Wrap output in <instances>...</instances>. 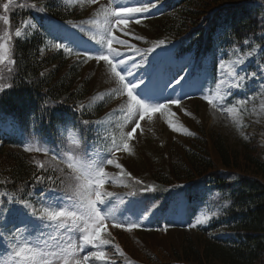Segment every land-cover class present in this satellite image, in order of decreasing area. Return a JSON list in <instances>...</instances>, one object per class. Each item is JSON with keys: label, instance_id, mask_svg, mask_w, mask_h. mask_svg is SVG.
Returning a JSON list of instances; mask_svg holds the SVG:
<instances>
[{"label": "trees", "instance_id": "1", "mask_svg": "<svg viewBox=\"0 0 264 264\" xmlns=\"http://www.w3.org/2000/svg\"><path fill=\"white\" fill-rule=\"evenodd\" d=\"M155 1L161 4L154 16L159 35L167 42L178 41V56L191 55L197 68H211L216 73L218 57L234 49L264 55V11L259 4L264 0ZM19 2L39 5L50 0ZM9 16L11 26L15 24L13 30L26 19L36 24L27 38L13 36L15 71L4 74L13 86L0 92V181H10L0 183V191L15 193L19 199L32 190L34 174H51L38 170L34 163V159L50 158L25 152L24 144L43 142L64 148L65 126H74L87 147L95 134L92 125L82 121L100 120L108 103L88 108L93 101L92 73L84 74L85 68L70 62L63 50L40 51L50 37L46 20L67 23L73 17L81 18L77 8L66 10L62 0H51L47 12L14 8ZM80 104L86 106L83 112L77 107ZM192 133L195 135H189L187 144L167 156L151 148L156 156L151 152L149 158L154 155L163 164L152 171L153 182L141 176L144 186L156 189L148 192L147 199L162 216L155 219L176 228L175 241L168 246L147 244L141 257L119 245L131 259L144 264H264V148L255 138L234 146L216 131L201 128ZM49 187L52 185L36 184V195ZM0 202V206L6 205L7 198L0 197ZM204 210H210L211 219L195 227V233L176 222L183 215L191 225Z\"/></svg>", "mask_w": 264, "mask_h": 264}, {"label": "snow or ice", "instance_id": "2", "mask_svg": "<svg viewBox=\"0 0 264 264\" xmlns=\"http://www.w3.org/2000/svg\"><path fill=\"white\" fill-rule=\"evenodd\" d=\"M50 3L29 5L21 3L19 0H5L0 3V8L3 9V14H0V22L7 26L0 34V92L13 86L6 82L4 73H13L16 65L9 43L13 39L9 12L14 8H30L44 13L48 11ZM77 4L81 9L84 4L99 5L92 17L79 23L68 21L73 28L88 34L90 39L95 41L99 46L96 53L74 52L71 47L63 43H53L52 49H62L65 54H74L77 59L82 57L84 63L94 60L97 63L103 61L106 65V72L115 81L116 86L107 93L94 96L92 103L87 106L88 108L105 103L106 97H126V100L118 109H114L103 119L82 121L85 126L92 125L95 134L93 142L87 148L84 147V139L80 130L74 126H65L67 145L58 151L50 149L40 142L24 144L25 152H40L45 157L52 153L50 159L43 161L34 159L38 170H42L44 173L51 172V174L47 176H35L34 174L35 183L32 185V190L19 199L15 198V193L0 191V197H6L8 203L20 205L19 208L11 210L0 207V218H4L7 212L10 216L19 217L22 225L20 227L13 226L8 232L0 230V264H90V262L94 264L96 261L103 262L111 259L105 251V247L108 245H112L115 252L124 257L125 253L120 245L113 244V239L105 238L101 233L107 232L108 222H111L112 227L128 232L141 228V224L138 221L120 219L115 214L113 199H118L120 204H123L124 200L116 193L108 191L106 185L112 183L129 187L130 185L124 181L123 177L131 178L135 184H143V181L131 177V174L118 162L117 153H133L130 141L135 139L138 129L143 133L141 121L147 119L151 122L156 113L174 117L176 114L170 111L169 105L179 106L181 104L182 97L172 99L169 96L166 98V103H160L158 100L153 101L149 95L148 86L140 89V84L136 83V70L140 69L143 63L148 62V55L164 45L165 40H157L151 47L141 49L114 34V29L119 28L124 32V35H130L125 31L129 26V21L134 20L137 24L141 23L139 16L146 17V14L157 7V2L127 0L122 3L121 0H108L107 4H102L100 0H62V6L66 10ZM21 24L22 26L14 29L16 38H27L31 34V30L36 28V24L30 19L23 20ZM134 38L144 39L139 36ZM244 43L248 44L249 42L246 40ZM121 47L125 51H134L136 55L141 56V62H134L132 56L125 58V51H121ZM234 50L240 52L239 49ZM40 51L43 54L44 49L42 48ZM253 56V52H248L237 56L235 60L226 62L221 59L218 69L220 76L217 78L215 88L208 89L202 95V99L212 108L221 113H227L237 124V127L240 126L242 111H247L245 105L254 99L255 94L239 100L234 99L231 106H228L225 101L233 95L232 89H243L242 82L255 76V73L250 76L241 74L242 69H239L240 65ZM129 61L133 62L129 63ZM128 77H132V79H128ZM183 79L184 77L181 76L176 80V84H180ZM140 83H143V79L140 80ZM169 83H165V88L169 86ZM172 91L175 92V88ZM77 107L82 112L86 108L84 104ZM260 107L264 112V102ZM185 114L191 115L186 110ZM166 123L173 131L195 135L182 124L178 127L171 118L167 119ZM130 125L134 126L126 131L125 129ZM101 131L105 134L102 135ZM107 166H114L119 169V172L110 173L106 170ZM9 182L7 180L0 181L5 184ZM45 183L52 187L44 189L37 196L35 193L36 184ZM155 190L152 185L141 189L146 192ZM20 191H23V186ZM136 194L135 191L127 193L129 196ZM210 219V216H201L190 227L195 228L198 225H203ZM8 223L10 221H6L4 228H7ZM107 236L111 237V233H107ZM89 248L94 250H88L87 254L81 255ZM112 264L115 262L113 261Z\"/></svg>", "mask_w": 264, "mask_h": 264}, {"label": "rangeland", "instance_id": "3", "mask_svg": "<svg viewBox=\"0 0 264 264\" xmlns=\"http://www.w3.org/2000/svg\"><path fill=\"white\" fill-rule=\"evenodd\" d=\"M3 2H5V0H2L0 3ZM107 2L108 0H100V3L102 4H107ZM121 2L124 3L127 2V0H121ZM158 6L160 7V4H157L156 8H158ZM72 7L77 8L82 17H73V20L71 21L73 23H79L80 21L92 17L99 5L84 4L82 9L78 4ZM154 9H152L149 14H146V17L144 15H140L139 18L141 23L139 24L135 23L134 20L129 21V26L125 29V31L129 32L130 35H124V32L120 31L119 28L114 29V34L119 36L121 39L128 40L129 43L134 44L136 47L141 49L151 47L153 43L162 36L159 35L157 24L154 21L156 20L153 12ZM0 14H3L2 8H0ZM46 25L47 31L52 37L49 39L46 46L48 51L55 50L51 47L53 43H64V36L68 37V40H66L67 43L71 45L76 43L80 44L77 49L73 50L74 52H80L82 54H95L99 47L95 41L90 39L88 34H86L87 39H83L72 29L70 33L67 32L65 28L62 29L60 23L47 22ZM14 27L15 24L11 26L13 36ZM6 28L7 26H4L2 22H0L1 34ZM136 36L143 37L144 39H135L134 37ZM9 43L11 47V41ZM116 46L120 47L119 45ZM121 51H125V49L121 47ZM43 53L45 54V52ZM242 54L246 53L236 51L229 52L228 54L221 55L219 62L221 59L226 62L229 60H235L237 56ZM156 55L159 56L156 57ZM127 56H132L134 58V62L137 63L142 60V57L136 55L134 51H125V58H127ZM69 60L72 62L78 61L83 68L87 69H83L84 74L90 75V72L92 73L91 76L94 77L93 96L100 93H107L116 86L115 81L106 72V65L103 61L97 63L94 60H89L84 63L82 62V57L81 59H77L74 54L70 55ZM147 61V63H143L142 67L135 72L136 83L140 84V89H144L147 85L149 95L153 101L158 100L160 103H166V98L169 96H171L172 99L182 97V100L179 106L174 104L169 105L170 111L176 114L174 117H168L166 115L162 116L160 113H156L151 122L147 119L141 121L143 133H141L140 129H138L135 139L130 141L133 149L132 154L123 152L117 153L118 162L123 165L124 169L128 173L132 172L135 175L138 174L143 178L148 179V182H153L150 176L153 174L152 171H155L154 169L157 168L159 169V165L163 164V162L157 163L155 161L154 155L156 156V151H154V149L158 150L161 154L165 153V155H163L167 156L169 151L180 149L183 145L189 142V135L173 131L168 127L166 120L169 118H171L178 127L182 124L190 132L196 131V129L201 130V128H205L208 131L221 133L228 139L229 143L234 146H239L255 138L264 148V112H262L260 107L261 103L264 102L263 54H258L256 56L254 54L253 58L247 59L243 65L239 66V69H242L241 74L250 76L252 73H255V76L251 79H245V81L242 82L244 85L243 89H232L231 91L233 95L225 101L228 106H231L234 99L239 100L255 94L254 99L250 100L245 105L247 111H242L241 113L239 127H237V124L227 113L217 111L202 99V95L207 92L208 89L215 88L217 78L220 76L219 70L216 74V78H214L207 69H201L199 72L191 73L192 67L189 65L191 62L190 57L180 61H175L173 59L172 49L170 46L163 49H156L148 55ZM132 62L133 61H129V63ZM4 74H6V72ZM181 76H183L184 79L180 82V84H176V80ZM128 79H132V77H128ZM141 79H143V83H140ZM168 82H170L169 86L165 88V83ZM173 88H175V92L172 91ZM125 100L126 97L110 98L106 109L102 113L103 118H105L107 114L111 113L114 109H118ZM185 110L188 113H191V115H186ZM118 115L119 114L117 113V116ZM132 126L134 125H130L125 130H130ZM41 143L50 149L57 151L62 149L59 147L49 146L43 142ZM84 147L87 148L88 146L86 147L84 145ZM151 152L154 154L153 159L149 158ZM38 154L45 157L43 153L38 152ZM51 155L52 153L45 158H50ZM261 155L264 158V149ZM106 170L110 173L114 170L119 172V169H116L114 166H107ZM148 171L150 174L147 173ZM106 187L108 191L116 193L124 200V203L120 204L118 199H113V204L116 209L115 214L120 219L138 221L141 224V228L128 232L124 229L114 228L112 227L111 222H108L107 232L101 233L103 237L113 239V244L121 243L128 250V252H132L134 255L132 253L131 254L136 257H141L144 252V246H147V244L152 246H161L164 244L168 246L170 241H175L174 239H176V237L174 236L177 231L172 226L166 227V230L162 231V233H155L157 230L152 222L155 217H160L161 214L149 207L147 192H138L135 196H129L127 193L132 191L130 186L124 187L122 185H113L112 183H109ZM2 207L11 210L19 208L20 205H8ZM204 215L211 216L210 210H204L199 213V217ZM179 219L183 224H186L184 216H181ZM6 221H10V223H8L7 228H4ZM13 226H22L20 224V218L10 216L6 212L5 217L0 218V230L8 232ZM164 226L166 225L164 224ZM187 229H189L191 233H195L194 228L187 227ZM109 232L111 233V237L107 236V233ZM123 246H120L122 250ZM88 250L94 249L89 248L85 250V252L81 253V255L87 254ZM105 251L111 259L103 262L96 261L94 264H112L113 261L115 264H142L137 259H131V257L126 254L124 250L123 252L125 253V256L121 257L115 252L112 245L106 246ZM90 264H92V262H90Z\"/></svg>", "mask_w": 264, "mask_h": 264}]
</instances>
